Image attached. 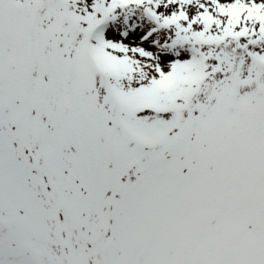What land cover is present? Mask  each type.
I'll use <instances>...</instances> for the list:
<instances>
[{
    "label": "snow or ice",
    "instance_id": "snow-or-ice-1",
    "mask_svg": "<svg viewBox=\"0 0 264 264\" xmlns=\"http://www.w3.org/2000/svg\"><path fill=\"white\" fill-rule=\"evenodd\" d=\"M0 264H264V0H0Z\"/></svg>",
    "mask_w": 264,
    "mask_h": 264
}]
</instances>
